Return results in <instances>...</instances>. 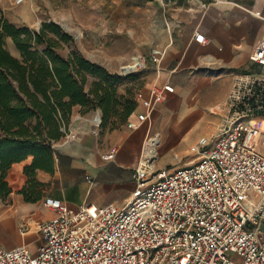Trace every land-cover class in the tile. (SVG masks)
<instances>
[{"label": "built area", "instance_id": "2783aa9c", "mask_svg": "<svg viewBox=\"0 0 264 264\" xmlns=\"http://www.w3.org/2000/svg\"><path fill=\"white\" fill-rule=\"evenodd\" d=\"M194 41L206 43L197 33ZM149 58L157 65L160 51ZM253 61L264 69V35ZM166 93H173L169 85H154L148 98L137 92L144 112L126 128L147 122ZM226 104L229 117L213 142L201 138L190 149L200 155L196 162L155 173L139 164L135 188L121 206L70 209L45 198L54 216L36 227L44 245L35 255L25 246L0 249V264H264V79L237 78ZM116 153L112 148L102 158L112 161Z\"/></svg>", "mask_w": 264, "mask_h": 264}, {"label": "crops", "instance_id": "0c3cea01", "mask_svg": "<svg viewBox=\"0 0 264 264\" xmlns=\"http://www.w3.org/2000/svg\"><path fill=\"white\" fill-rule=\"evenodd\" d=\"M147 3L152 17L148 47L160 51L161 58L154 65L153 76L138 92L148 98L154 85H169L173 93H166L164 102L155 106L148 121L135 130L103 132L98 112L81 116L76 111L66 133L73 138L68 141L64 137L53 145V173L36 171V181L45 188L32 203L25 202L19 194L26 183L23 168L31 159L13 165L6 178L12 192L0 198V249L25 246L30 254L37 253L44 241L36 227L54 216L44 207L45 198L59 200L70 209L124 205L135 188L134 170L142 158L145 141L144 150L170 125V131L198 126L203 131L199 139L214 136V140L229 117L226 101L236 79H264V69L253 61L254 50L264 35V0ZM196 33L203 35L206 43L195 42ZM143 112L137 103L128 121L136 122L137 115ZM261 126L264 129V121ZM112 148L117 149L114 159L104 161L102 157ZM194 162L196 159H189L183 164ZM259 239L264 241V223Z\"/></svg>", "mask_w": 264, "mask_h": 264}, {"label": "trees", "instance_id": "16d2710c", "mask_svg": "<svg viewBox=\"0 0 264 264\" xmlns=\"http://www.w3.org/2000/svg\"><path fill=\"white\" fill-rule=\"evenodd\" d=\"M10 40L18 53L5 48ZM73 39L55 23H43L39 30L16 27L0 18V198L12 192L6 180L15 164L31 159L23 168L25 186L19 191L32 203L45 188L35 179L36 171H54L53 145L65 137L73 109L100 110L105 125L111 115L127 123L137 102L129 107L117 97L119 77L82 56L64 58L61 44ZM88 77H93L86 90ZM37 196V197H36Z\"/></svg>", "mask_w": 264, "mask_h": 264}, {"label": "rangeland", "instance_id": "374dc122", "mask_svg": "<svg viewBox=\"0 0 264 264\" xmlns=\"http://www.w3.org/2000/svg\"><path fill=\"white\" fill-rule=\"evenodd\" d=\"M147 2L148 0H28L21 6H15L11 0H0V18L16 27H27L32 31L39 30L43 23L57 24L73 39L72 43L59 46V55L66 58L73 53L77 54L103 67L110 75L119 77L117 97L123 107H129L134 94L155 72V64L149 58L151 49L148 41L152 17L147 9ZM67 26L69 29H66ZM5 48L11 55L18 57L11 42L6 41ZM137 57L145 59L144 65L129 75L122 73L123 66H130ZM92 81L94 78L88 77L86 90ZM136 108L137 104L134 112ZM76 111L81 116L98 112L102 121L100 110L87 112L86 109L75 107L72 116ZM121 112L122 107H119L118 115H111L100 129L103 132L125 129L126 123L121 124L119 118ZM170 126L160 131L161 137L151 147L159 153L157 158L149 160L148 166L153 165V170L150 167L149 170L154 173L161 169L170 170L189 159L197 161L200 157L190 149L198 141L200 133H203L202 129L198 126H184L170 131ZM213 137L207 138L213 141ZM146 142L141 149V156ZM148 144L149 142V147ZM141 162L142 158L138 165ZM184 165L185 163L182 166ZM233 259L239 262L237 257Z\"/></svg>", "mask_w": 264, "mask_h": 264}, {"label": "bare ground", "instance_id": "6f19581e", "mask_svg": "<svg viewBox=\"0 0 264 264\" xmlns=\"http://www.w3.org/2000/svg\"><path fill=\"white\" fill-rule=\"evenodd\" d=\"M66 29H69V27L67 26ZM80 35V34H79ZM141 65V61L139 60V57L135 58L132 62V64L130 66L125 67L122 70V73H128L130 71L135 70L137 67H139ZM157 143L156 139H151L149 141L150 145L149 147L147 146V148L144 150L143 154H142V162L140 164H149V160L152 158H157L159 156V153L153 150V148H151L152 146H155ZM150 169L153 170V165H149Z\"/></svg>", "mask_w": 264, "mask_h": 264}, {"label": "water", "instance_id": "95a60500", "mask_svg": "<svg viewBox=\"0 0 264 264\" xmlns=\"http://www.w3.org/2000/svg\"><path fill=\"white\" fill-rule=\"evenodd\" d=\"M125 74L129 75V74H130V72H128V73H125ZM99 119H100V121H101V117H99Z\"/></svg>", "mask_w": 264, "mask_h": 264}]
</instances>
